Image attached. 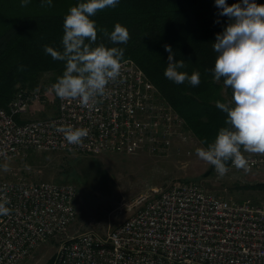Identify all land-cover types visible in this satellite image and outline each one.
I'll return each mask as SVG.
<instances>
[{
  "label": "built area",
  "instance_id": "2783aa9c",
  "mask_svg": "<svg viewBox=\"0 0 264 264\" xmlns=\"http://www.w3.org/2000/svg\"><path fill=\"white\" fill-rule=\"evenodd\" d=\"M124 60L123 82H110L91 109L58 97L54 115L24 119L45 96L19 88L7 107L0 105V151L6 153L0 162L29 150L97 154L168 147L183 119L142 68ZM68 125L89 129L82 144L70 145L57 132ZM244 157L249 168L264 167V155ZM0 196L11 209L0 216V264H19L76 216L72 184L0 177ZM133 207L104 234L87 229L62 241L52 264H264V202L229 200L177 182L138 194Z\"/></svg>",
  "mask_w": 264,
  "mask_h": 264
},
{
  "label": "trees",
  "instance_id": "16d2710c",
  "mask_svg": "<svg viewBox=\"0 0 264 264\" xmlns=\"http://www.w3.org/2000/svg\"><path fill=\"white\" fill-rule=\"evenodd\" d=\"M87 0H63L66 9L22 13L15 18L5 17L0 27V105L7 107L15 92L22 87L33 89L42 71H61L65 61L54 60L44 51L50 46L63 51V22L69 9ZM251 2V0H250ZM231 6L242 0H226ZM264 5V0H255ZM215 0H119L115 8L98 10L90 19L98 29L97 46L124 48V58L132 59L145 72L160 94L183 119L184 126L197 136L207 148L218 131L226 127L227 114L216 107V102L232 101L233 90L223 79L213 78L218 56L212 44L231 22ZM218 21V22H217ZM119 23L130 34L127 44H112L99 29L109 32ZM87 42V41H86ZM170 45L176 59H184L182 71L200 73V84L187 81L176 84L164 76ZM23 65V70H18ZM26 88V89H27ZM242 149V148H241ZM230 161L228 162V164Z\"/></svg>",
  "mask_w": 264,
  "mask_h": 264
},
{
  "label": "clouds",
  "instance_id": "9594fccd",
  "mask_svg": "<svg viewBox=\"0 0 264 264\" xmlns=\"http://www.w3.org/2000/svg\"><path fill=\"white\" fill-rule=\"evenodd\" d=\"M52 0H46L51 6ZM119 0H87L69 9L63 22V51L44 46L46 54L54 60L65 61L62 76L52 85L55 94L61 100H79L81 106L91 109L98 98L107 95V85L121 78L122 64L126 63L124 48L106 47L104 43L97 46L98 29L90 19L98 10L115 8ZM29 0H22L21 7H26ZM221 11L219 15L227 16L231 21L222 33L216 35L212 44L218 53L215 60L213 78H221L226 87L233 90L232 101L216 102V107L227 114L226 127L219 129L214 141L207 148H197V156L214 166L220 177L228 171V162L237 169L248 172V160L242 155L241 148L248 153L264 155V5L255 0H242L229 6L226 0H215ZM43 6V4H42ZM218 22V21H217ZM103 37L112 44H127L130 39L126 27L117 23L114 30L99 29ZM87 41V42H86ZM169 53L164 76L176 84L187 81L191 86L201 82L200 73L191 75L182 71L187 67L184 59H176L170 45H165ZM21 65L18 70H23ZM70 145H80L89 135L87 128H73L71 125L57 127ZM0 155L6 153L0 151ZM8 171V166H3ZM10 201L0 196V216H7L11 209L6 207Z\"/></svg>",
  "mask_w": 264,
  "mask_h": 264
},
{
  "label": "rangeland",
  "instance_id": "374dc122",
  "mask_svg": "<svg viewBox=\"0 0 264 264\" xmlns=\"http://www.w3.org/2000/svg\"><path fill=\"white\" fill-rule=\"evenodd\" d=\"M21 2L0 0V27L5 17L66 9L63 0H52L51 6L46 0H29L26 7H21ZM64 70L39 73L37 85L32 90L44 94L45 99L33 103L25 119L56 113L58 96L51 89ZM171 140L168 147L157 151L144 148L134 153L84 154L29 150L23 156L0 162L2 178L54 181L72 184L75 188L76 216L67 230L41 243L19 264H52L62 241L87 229L106 233L135 209L130 206L138 194L161 190L177 182L196 183L229 200L264 202V167L249 168L245 172L231 165L230 161L227 164L229 171L220 177L214 166L197 156L196 149L205 147L184 126V121L180 128L174 129ZM241 152L243 155H259ZM5 164L8 171L3 170Z\"/></svg>",
  "mask_w": 264,
  "mask_h": 264
},
{
  "label": "crops",
  "instance_id": "0c3cea01",
  "mask_svg": "<svg viewBox=\"0 0 264 264\" xmlns=\"http://www.w3.org/2000/svg\"><path fill=\"white\" fill-rule=\"evenodd\" d=\"M25 116H26V114H24V115H22V117L25 119ZM241 151H243L242 149H241Z\"/></svg>",
  "mask_w": 264,
  "mask_h": 264
}]
</instances>
